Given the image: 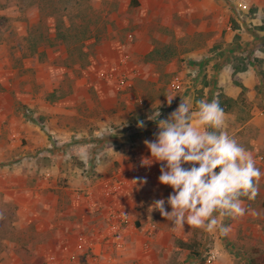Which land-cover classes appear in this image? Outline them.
<instances>
[{"label":"crops","instance_id":"0c3cea01","mask_svg":"<svg viewBox=\"0 0 264 264\" xmlns=\"http://www.w3.org/2000/svg\"><path fill=\"white\" fill-rule=\"evenodd\" d=\"M7 1L0 0V15L16 23L10 33L20 36L39 22L38 1L23 8ZM87 1L90 13L104 20L97 27L90 22L93 33L85 39L82 60L70 59L72 50L61 39L55 47L35 42L29 54L17 51L21 45L13 38L0 43V204L14 206L17 232L0 264H42L52 253L63 264L64 244L74 245L78 231L94 234L104 225L103 213L121 207L130 211L132 223L120 242L103 244L84 264H168L174 241L198 232L217 254L213 264H252L264 254V175L256 182V198H242L246 214L223 218L231 228L227 235L172 227L152 209L172 192L158 181L161 164L142 163L150 156L144 141L155 138L156 124L103 140L97 136L107 126L137 124L157 100L166 118L181 98L191 97L193 105L217 99L225 112L224 130L264 173V0H250L251 13L243 18L237 0ZM109 64L126 67L128 87L98 76ZM175 78L182 80L179 91L172 86ZM174 95L168 106L166 97ZM90 141L115 147L106 145L105 158L97 165L92 159L93 172L86 176L73 155ZM113 176L129 185L118 196L105 197L100 183ZM152 222L156 230L149 236Z\"/></svg>","mask_w":264,"mask_h":264},{"label":"clouds","instance_id":"9594fccd","mask_svg":"<svg viewBox=\"0 0 264 264\" xmlns=\"http://www.w3.org/2000/svg\"><path fill=\"white\" fill-rule=\"evenodd\" d=\"M175 96L166 97L168 106ZM160 108L157 100L147 116L158 131L154 139L144 141L150 156L142 163H160L158 181L172 192L156 200L152 209L172 227L188 225L227 235L231 228L223 218L246 214L242 198L256 196V182L264 173L251 152L224 130L225 112L217 99H201L193 105L191 97L181 98L166 118H161ZM137 127L143 129L145 120L139 119Z\"/></svg>","mask_w":264,"mask_h":264},{"label":"built area","instance_id":"2783aa9c","mask_svg":"<svg viewBox=\"0 0 264 264\" xmlns=\"http://www.w3.org/2000/svg\"><path fill=\"white\" fill-rule=\"evenodd\" d=\"M239 17L243 18L246 14L251 13V3L250 0H237ZM257 13L253 14V17H257ZM126 67H123L122 64H109L103 69L98 70V76L101 79L117 81L119 85L122 87H128L130 82L129 72L126 71ZM133 74H136L134 71ZM173 89L179 91L182 89V80L179 78H175L172 84ZM160 111L163 116V109L160 108ZM150 114V113H149ZM148 114V115H149ZM147 115V116H148ZM147 116L145 117V125L149 123H154L152 121L147 120ZM136 130L139 129L136 123L126 124L122 126H107L101 129L98 133V140H103L108 136H116L125 131ZM111 144L107 142L106 145ZM106 145L100 146L98 141H90L82 144L80 152L75 154V158L81 162V172L83 175L89 176V173H92V159H95L96 165L101 163L105 158L107 150L110 146H113V143L106 148ZM90 149L93 153H90ZM69 155V157H73ZM262 160L264 159L261 157ZM94 163V162H93ZM93 175V174H92ZM47 178L51 177V173H46ZM112 179L102 180L100 183L102 193L105 197H114L118 196V194L122 193L124 189L129 185L128 181L119 176H113ZM88 195V194H87ZM78 199H81V193L77 195ZM95 205L91 204L90 208L92 209ZM102 222L104 223L103 227L94 229L92 234L87 229L83 231H78L75 237L74 245L71 243H66L62 246V253L66 256L67 261L63 264H84L88 260L89 257H95L101 252V247L105 243H119V238L122 231L132 223V215L130 211L126 208H116L110 209L107 212L103 213ZM156 230V224L154 222L150 223V226L147 229V233L149 236L153 235ZM97 234V238L95 235ZM120 246L122 244L120 243ZM217 260V254L215 251H210L207 256V263L213 264ZM61 257L56 253H52L47 258V264H60Z\"/></svg>","mask_w":264,"mask_h":264},{"label":"rangeland","instance_id":"374dc122","mask_svg":"<svg viewBox=\"0 0 264 264\" xmlns=\"http://www.w3.org/2000/svg\"><path fill=\"white\" fill-rule=\"evenodd\" d=\"M30 0H8L6 5H13L17 3L22 8L29 2ZM38 1L41 5L40 9V20L33 27H29L25 33H21L20 36L10 33V29L16 27V23L12 20H9L6 15H0V43L6 39H15L18 40V45L20 49H16L17 51H21L22 53L29 54L32 52V45L35 42L40 40H45V43L51 47H55L60 43V38H56V20L49 19L51 12H55V16L57 18H62V14H66L70 12L71 14L81 13L78 18H75V21H82V15L84 13L88 17L86 20L89 22H93V26L97 27L103 23L104 18L98 13L92 11L87 12L86 5L87 2L81 1L80 4H76L70 1L65 5L64 0H56V6L50 3V0H33ZM84 12V13H82ZM54 15V14H53ZM21 21H23V16L21 17ZM90 23V24H91ZM9 32V34H8ZM45 38V39H44ZM60 40V41H59ZM61 43H63L61 41ZM67 43V42H66ZM67 47V45H66ZM71 52V51H70ZM69 53V52H68ZM71 58H77V54L74 51L71 52ZM16 217V211L12 204L1 202L0 204V254L9 248V242L12 244V238L17 235L14 226V220ZM175 248L172 249L168 264H207V256L209 251L211 250L210 240L204 236V234L198 232L194 234V238L192 237L189 240L176 239L174 241ZM210 249V250H209ZM14 250V246L12 247ZM16 250V249H15ZM260 250V249H258ZM261 251H264L261 250ZM49 255H46L42 264H47V258ZM16 262L19 261V258L16 257Z\"/></svg>","mask_w":264,"mask_h":264},{"label":"trees","instance_id":"16d2710c","mask_svg":"<svg viewBox=\"0 0 264 264\" xmlns=\"http://www.w3.org/2000/svg\"><path fill=\"white\" fill-rule=\"evenodd\" d=\"M51 4L53 3L56 6V0H50ZM70 1L80 4L81 1L87 2L86 10L91 11V6L88 4L87 0H64L63 2L68 4ZM84 13V12H82ZM57 14L55 12H51L50 16L56 18V37L60 38L61 40L67 42L68 46L77 54L78 59L82 60V58H86V52L83 49L85 39L91 36L93 33V29L90 26V22L87 19L88 13H84L82 15V21H75V18H78L81 13L71 14L70 12L64 13L61 15L62 18H57V16L53 15ZM257 195V194H256ZM253 199H248L249 201H253ZM247 199V198H245ZM252 264H264V254H258L251 259Z\"/></svg>","mask_w":264,"mask_h":264}]
</instances>
